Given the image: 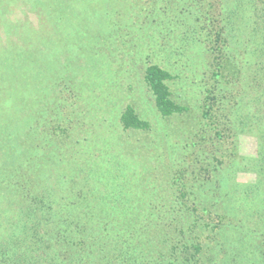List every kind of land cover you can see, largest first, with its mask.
<instances>
[{
    "label": "rangeland",
    "instance_id": "374dc122",
    "mask_svg": "<svg viewBox=\"0 0 264 264\" xmlns=\"http://www.w3.org/2000/svg\"><path fill=\"white\" fill-rule=\"evenodd\" d=\"M260 5L0 0V110L24 96L18 83L41 86L27 84L21 115L0 117V194L13 210L50 196L10 233L33 227L68 254L65 264H264V84L255 81L264 56L249 58L263 39ZM20 48L25 67L5 72ZM150 63L169 72L181 112L155 107ZM127 108L145 127L123 126ZM89 182L105 203L96 225L73 208ZM48 206L62 210L44 217ZM2 207L0 228L16 217Z\"/></svg>",
    "mask_w": 264,
    "mask_h": 264
},
{
    "label": "trees",
    "instance_id": "16d2710c",
    "mask_svg": "<svg viewBox=\"0 0 264 264\" xmlns=\"http://www.w3.org/2000/svg\"><path fill=\"white\" fill-rule=\"evenodd\" d=\"M258 1H259V4H261L260 6L262 7V12H261V15H259V17H255V21H258L261 23L263 22L261 25V29H262L261 33H263V39L260 38V39H257L255 42H253L254 45L257 46V48H255L253 45L250 46L249 58H251V60H254L256 57H258L257 56L258 52L260 54H263L264 56V0H258ZM68 3H71V2L68 1ZM8 5H9V2L7 1L6 6ZM45 42L46 40L43 38V35H40L39 42L36 45L37 47L36 49L39 51V57H40V61L42 64H45L46 61H44L43 52H40V50L43 48ZM2 56L3 55L1 54V58ZM28 56H29L28 50L26 48H22V49L20 48L19 52L16 53V57H17L16 59H19V60L14 59L15 61L12 60V62L11 61L7 62L6 65L4 66V69H5L4 71L7 73H10L13 70V68H16L17 70H19V68H24L25 67L24 60ZM11 66H14V67L11 68ZM2 68H3V65L0 64V72H2L1 70ZM6 74L4 73V75ZM169 78H170L169 72L155 63L148 64L144 70V80L153 95L155 107L160 112V114L163 116H169L174 113H179L184 109L180 104L176 103L171 98L170 90L167 84V80ZM257 80L259 84L261 85L264 84L262 83L264 82V68L262 70V75H260L259 73V78L257 77V79H255L256 82ZM27 84H29V82L25 83L23 87L20 83H18L16 91L19 94L23 93L24 96L22 95L21 99H18L20 97H17L16 98L17 103L16 102L9 103L7 102L9 100L6 101V99L2 100V104H1L2 109L0 110L1 119H8L10 115L13 117H17L18 115H21L22 114L21 111H23L22 105L25 103L28 104L30 102V96L25 92L26 91L29 92L28 90L31 87L41 88L38 79H36L35 82L30 83L31 86L29 89L28 87L30 84L28 85V87H26ZM252 84L254 85L255 83H252ZM259 84H258V87L260 86ZM14 100L15 98L13 99V101ZM254 100L257 102V104L253 102V104L256 106L254 107L251 106L249 108L253 112H256L260 109L259 105L261 104L258 98L256 99L254 98ZM261 109H264V107H262ZM120 119L124 127L143 128L146 125L144 121L138 118V116L133 112L131 108H127L122 113ZM19 166L23 170L27 169L26 171H28L30 164H28L27 160H25V162L22 161L21 163H19ZM43 176H44V182L43 184H39L38 187L47 188V186L49 185L48 184L49 175L45 176L43 174ZM65 181L67 182V180ZM65 181H62V183H64ZM94 183L90 184L89 182L84 187L78 188V192L75 193L76 199H79L78 207L76 205V206H73V208L74 210L77 209L79 211L81 208H82V211L85 208V211H84L85 215L86 214L89 215L93 221V225H96V222L99 220L98 216L96 215L100 211H102L101 208L105 207L104 206L105 203L101 199H99L95 191V188L94 187L90 188V186H92ZM68 188L69 187L67 186V189ZM49 199H50V196L48 193L45 194L43 192H38L31 196L32 204H30L28 208L23 207V209H21L20 207H18V210H13V208L15 207L14 204L16 203L15 200H9L5 198L4 195L0 194V208L3 206L2 208L5 211H7V213L15 214L16 217L25 216L23 217V221L18 218L15 219L16 217L13 220H8V222L3 224V226L0 228V264H65L68 261L69 257L65 258L63 256V255L68 256V254H66L65 252H61V250H59V248L56 247V245L52 244L50 240L46 241L44 239L35 238L31 234V230L33 229V227L29 229L30 232L27 234L25 233L24 227H23L24 233H22L21 231L20 232L14 231V233H10L13 231L11 229L14 227L25 226V224L28 223V222L24 223L26 217L33 218V216H35L36 208L37 209L39 207L41 208V205H49L48 204ZM16 200L18 201V203L24 206L23 204L24 202H22L21 199H16ZM35 206H39V207H35ZM49 208L50 210L47 213L42 211V216L48 217V218L53 217V216L59 215V213L62 210L60 209L59 206L55 207V209L51 207ZM63 210L65 211V208ZM36 213H39L38 210ZM2 223L3 221L1 222V224ZM15 235H18V236H15ZM103 235H105V233Z\"/></svg>",
    "mask_w": 264,
    "mask_h": 264
}]
</instances>
